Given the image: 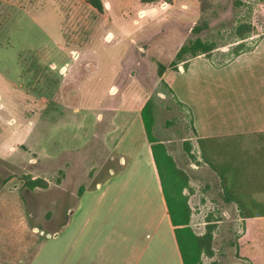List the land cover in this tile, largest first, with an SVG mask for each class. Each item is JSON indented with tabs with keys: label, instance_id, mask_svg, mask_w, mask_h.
<instances>
[{
	"label": "rangeland",
	"instance_id": "obj_1",
	"mask_svg": "<svg viewBox=\"0 0 264 264\" xmlns=\"http://www.w3.org/2000/svg\"><path fill=\"white\" fill-rule=\"evenodd\" d=\"M146 103L200 264H264V0H0V264L122 166Z\"/></svg>",
	"mask_w": 264,
	"mask_h": 264
},
{
	"label": "crops",
	"instance_id": "obj_2",
	"mask_svg": "<svg viewBox=\"0 0 264 264\" xmlns=\"http://www.w3.org/2000/svg\"><path fill=\"white\" fill-rule=\"evenodd\" d=\"M110 176L83 187L27 264H183L146 134Z\"/></svg>",
	"mask_w": 264,
	"mask_h": 264
},
{
	"label": "trees",
	"instance_id": "obj_3",
	"mask_svg": "<svg viewBox=\"0 0 264 264\" xmlns=\"http://www.w3.org/2000/svg\"><path fill=\"white\" fill-rule=\"evenodd\" d=\"M166 86L171 87L170 82H164ZM143 104L144 106L141 109L140 115L143 124V128L146 134V139L150 143V152L154 161V165L159 176L160 185L163 193V197L166 203L168 210V215L170 217L171 224L174 226V234L176 238V243L178 244L179 251L182 258L183 264H200V250L198 248V243L193 233L191 232L190 227L188 226L189 214L186 206V198L182 195V190L186 186V181L181 178L178 172H176L175 166L171 159V156L166 152L163 144L155 139L152 126L153 121L151 118V110L149 105ZM165 170L170 179V186L172 188V194L174 196V205H172L171 199L166 192L165 186L162 179V171ZM82 192L80 187L77 191L79 196ZM180 231H183L185 243L187 245V250L184 249L181 239Z\"/></svg>",
	"mask_w": 264,
	"mask_h": 264
}]
</instances>
